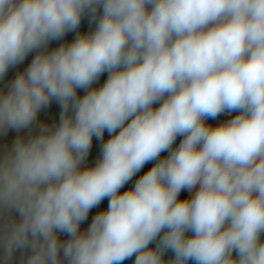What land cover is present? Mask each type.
<instances>
[{
    "label": "clouds",
    "instance_id": "1",
    "mask_svg": "<svg viewBox=\"0 0 264 264\" xmlns=\"http://www.w3.org/2000/svg\"><path fill=\"white\" fill-rule=\"evenodd\" d=\"M32 52L0 91V135L38 127L0 152V264H264V0H0V80Z\"/></svg>",
    "mask_w": 264,
    "mask_h": 264
},
{
    "label": "trees",
    "instance_id": "2",
    "mask_svg": "<svg viewBox=\"0 0 264 264\" xmlns=\"http://www.w3.org/2000/svg\"><path fill=\"white\" fill-rule=\"evenodd\" d=\"M90 17L89 16H85L82 18V21H81V24L79 26V28L74 31V32H68L63 38H61V44H65V43H71L74 39H75V36L77 34H87L88 32L90 31H93L95 29V24L94 23H90ZM107 76H108V73H104L100 76L99 80L96 81L92 87L93 88H99L103 85V83L107 80ZM77 94L78 96L82 97L84 94H85V90L83 89H78L77 90ZM159 105L156 104L154 105L153 107H158ZM60 113H61V108L60 106L57 108L56 110V124L59 123V119H60ZM236 114L238 113H232L231 116H235ZM230 115L229 114H221L220 116H218L216 119H209L208 121H206L209 125L211 126H216L220 123H224L226 122L228 119H230ZM109 134L107 133V131L104 133V138L103 140H97L95 137L93 138V143H92V148L89 152V155L85 161V164L87 167H92L95 165V163L101 158V148H102V144L104 142L107 141V139H109ZM183 139V137H177L175 143L173 144V149H175L176 147L179 146L181 140ZM168 152H163L161 153V157L160 158H165L168 156ZM156 163V161H152L148 164H146L144 166V168H142L140 170V172H138L133 178L131 181H129L128 184H126L120 191L121 192H124L130 188H132L135 184V181L140 177L142 176L145 172H147L154 164ZM189 197V194L187 191H182L180 193V196L178 197L179 199H186ZM107 205H108V199L105 198L101 203L100 205L97 207V213L102 211V210H106L107 209ZM163 233H161L162 235ZM187 236H191L193 235V233L191 232H188L186 233ZM159 239V238H158ZM158 239H157V242H158ZM262 240V239H261ZM264 241V240H262ZM157 242H153L152 244L149 245V247L151 248H155L156 247V243ZM165 261H170L174 258V253L171 252L170 250L167 251L165 254H164V257ZM134 260H135V257H133L132 259L130 260H126L124 261V264H134ZM187 264H194L193 261H188Z\"/></svg>",
    "mask_w": 264,
    "mask_h": 264
},
{
    "label": "crops",
    "instance_id": "3",
    "mask_svg": "<svg viewBox=\"0 0 264 264\" xmlns=\"http://www.w3.org/2000/svg\"><path fill=\"white\" fill-rule=\"evenodd\" d=\"M60 45H61V39L53 40L49 43L48 50L51 51L59 47ZM35 55H36L35 52L30 53L21 64L17 65L15 68L9 69L4 79L0 80V91H5V92L7 91V87L11 83V81L15 78V76L18 73L27 69V67L30 65ZM58 107L59 104H57L55 101H52L51 104L46 109L41 110L37 117V125H39L40 123L47 124L50 127L52 125H56V110ZM30 131L33 135L38 134V127L34 126L31 130L24 129L21 130L20 132H16L15 130H9L6 135H0V152H2L6 147H10L12 142L15 140V138L18 135L27 137ZM82 167H87V166L84 163ZM197 190H198V186L197 188L192 190V193L188 192L189 196L193 195ZM96 214H97V208H93L88 215V219L81 224L82 231L87 229V227L90 225L93 217ZM59 238L61 241L68 239L66 234H59ZM261 239L264 240V234H262ZM28 254L29 253L27 251L24 252L18 251L15 254L12 264H22L23 259H25Z\"/></svg>",
    "mask_w": 264,
    "mask_h": 264
}]
</instances>
